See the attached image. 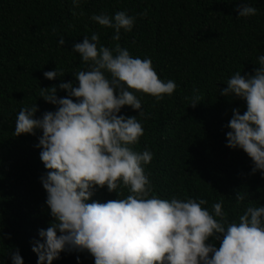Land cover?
Segmentation results:
<instances>
[{"label":"trees","instance_id":"1","mask_svg":"<svg viewBox=\"0 0 264 264\" xmlns=\"http://www.w3.org/2000/svg\"><path fill=\"white\" fill-rule=\"evenodd\" d=\"M0 264H264V0H0Z\"/></svg>","mask_w":264,"mask_h":264}]
</instances>
